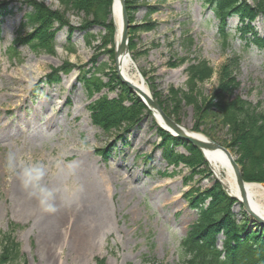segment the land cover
I'll list each match as a JSON object with an SVG mask.
<instances>
[{
    "label": "rangeland",
    "instance_id": "rangeland-1",
    "mask_svg": "<svg viewBox=\"0 0 264 264\" xmlns=\"http://www.w3.org/2000/svg\"><path fill=\"white\" fill-rule=\"evenodd\" d=\"M32 1L62 18L65 26L55 34L56 44H18L17 28ZM245 1L264 8V0ZM137 2L127 11L132 60L127 73L144 82L170 119L230 151L234 134L216 114L215 100L240 98L264 111V42L244 39L231 17L229 44L223 45L218 21L203 0ZM91 20L65 12L57 0H0V234L10 233L19 244L20 258L12 264H97L99 259L104 264H183L180 243L197 219L184 194L208 189L214 181L230 194L225 173L206 160L203 148L198 149L201 161L182 147H171L173 154L166 156L148 109L121 132L126 145L115 137L118 128L92 124L90 102L119 109L129 103L106 75L109 68L116 71L114 19L107 25L113 35ZM251 25L264 37V15ZM66 26L72 28L68 43ZM198 61L207 62L212 75L190 92L184 86L185 68ZM100 64L104 69L94 73ZM59 68L65 72L56 74ZM51 74L53 83L44 84ZM79 77L87 80L85 88ZM171 90L184 95L174 99ZM114 142L115 151L98 155ZM29 167L45 173L42 183L54 193L49 203L66 222L67 229L53 240L43 235L41 205L22 183ZM65 187L76 193L71 205L65 203ZM253 199L264 212V191ZM76 241L86 244L76 247Z\"/></svg>",
    "mask_w": 264,
    "mask_h": 264
},
{
    "label": "trees",
    "instance_id": "trees-1",
    "mask_svg": "<svg viewBox=\"0 0 264 264\" xmlns=\"http://www.w3.org/2000/svg\"><path fill=\"white\" fill-rule=\"evenodd\" d=\"M57 1L65 12L83 13L84 16L91 17V21L99 24L104 31L109 30L110 33L107 31V35H113L112 26H107L111 21V0ZM137 3V0H125L126 9L135 8ZM203 5L218 21L223 45L229 44L230 32L226 27L231 17L239 22L237 28L242 31L244 39L257 44L264 42V37L258 35L251 25L258 16L264 15V8L261 6H252L245 0H203ZM64 26L62 18L54 11L32 1L27 5L23 20L17 28L19 35L17 42L19 45L46 43V41L54 43L55 31ZM67 27L69 31L72 29L70 26ZM69 40L68 35L66 42L68 43ZM185 40L191 45L189 36H186ZM261 47H264V44ZM67 67L72 65L67 64ZM103 69L104 65L100 64L94 68V73ZM106 71V75L119 92L120 99L129 103V106L119 109L106 102H91L88 105L90 119L94 125L103 130L118 128L120 132L115 134V137L126 142L121 132L129 131L133 123L143 116L142 112L146 108L132 90L118 79L115 71L110 68ZM54 72L58 74L65 71L59 68ZM185 73L187 79L184 86L188 91L193 92L197 82L211 77L212 69L207 62L198 61L188 63ZM83 74L84 72L81 75ZM51 76L52 74L45 77L49 84L53 83ZM82 77L79 79L85 88L88 82ZM171 91L174 99H180V95H184L181 91ZM215 102L216 114L234 134L228 148L235 155L242 178L245 181L264 182V111L240 98L224 100L217 96ZM127 121L130 123L123 128ZM154 125L156 134L162 139L160 145L165 148L166 156L173 154L171 147L174 146L189 150L190 158L193 160H203L197 147ZM114 145L112 144L111 148H115ZM108 147L110 148V145L101 148L98 154L107 157L110 151L106 149ZM184 195L187 197L189 207L196 210L197 219L189 225L180 243V254L185 258L183 264H264V226L250 221L241 206H237L236 199L229 196L219 182L214 181L211 187L201 191L189 189ZM236 206L238 211L235 210ZM20 255L19 244L13 240L10 233L0 234V263L12 264L18 261ZM97 264H104V260L99 259Z\"/></svg>",
    "mask_w": 264,
    "mask_h": 264
},
{
    "label": "bare ground",
    "instance_id": "bare-ground-1",
    "mask_svg": "<svg viewBox=\"0 0 264 264\" xmlns=\"http://www.w3.org/2000/svg\"><path fill=\"white\" fill-rule=\"evenodd\" d=\"M113 14H114V18L116 21V26H117L116 33H117V39H118L120 35V30H121V21L119 17V4L117 0H114V3H113ZM131 64H132V60L129 55L122 54L117 58V66H118V69L121 75L124 78H126L128 81H130L134 86L139 88L141 91L149 94V91L146 89L144 82L141 79H138L137 77H132L127 73V70ZM181 128L183 129V131H185L189 135H192L193 137L206 140L200 134L191 133L185 130L183 127ZM204 153H205V157L207 158V161L211 163L212 166L216 170L224 171L225 176H226L225 178L226 186L228 187L230 193L233 196H238L239 195L238 188L235 184L234 175H233L232 168H231V165H230V162L227 156L219 149L205 150ZM244 188L249 196L252 208L264 216V212L262 211L260 206L256 203V201L253 199L254 195L258 194L261 191H264V185L245 182ZM50 204L52 208H54V211H48L46 210L45 207H42V206H40L39 211L43 219L42 223L44 224V226H42V233L45 237H49L51 240H53L55 239V234L58 235V231H63V230H66L67 228L65 227L66 222L62 221L63 216L61 215V212L57 209L56 205H53L52 203ZM74 227L75 226H71L70 228L72 229ZM80 244H86V243L82 241H76V247L77 245L79 246Z\"/></svg>",
    "mask_w": 264,
    "mask_h": 264
},
{
    "label": "water",
    "instance_id": "water-1",
    "mask_svg": "<svg viewBox=\"0 0 264 264\" xmlns=\"http://www.w3.org/2000/svg\"><path fill=\"white\" fill-rule=\"evenodd\" d=\"M120 8V18H121V35H120V40L117 44L116 50H115V58H118L119 55L121 54H127V35H128V19H127V14H126V9H125V0H117ZM117 73L119 78L126 82L128 86L136 92V94L140 97V99L149 107V109L152 111L153 115L163 122L173 133L181 138L186 139L187 141H190L193 143L195 146L207 150H215L219 149L221 150L229 159L232 172L234 175V180L235 184L238 188V196H234L238 203L241 205L242 209L245 211L247 216L251 221L257 222L260 225L264 226V216L260 214L259 212L255 211L250 203L249 196L247 192L245 191V182L243 181L242 175H241V170L239 165L235 162L233 156L229 152L228 149L219 146L218 144H215L211 141H205L202 139H199L197 137H193L192 135H189L183 129L175 123L172 119H170L160 108V106L157 104L156 101H154L149 95L145 94L143 91H141L139 88L134 86L130 81L125 80L119 73L118 71V66H117Z\"/></svg>",
    "mask_w": 264,
    "mask_h": 264
},
{
    "label": "clouds",
    "instance_id": "clouds-1",
    "mask_svg": "<svg viewBox=\"0 0 264 264\" xmlns=\"http://www.w3.org/2000/svg\"><path fill=\"white\" fill-rule=\"evenodd\" d=\"M44 175L45 173L38 168H25L22 173V183L29 197L36 198L46 210L54 211V208L49 203L54 193L48 190L42 183ZM75 195L76 193L71 187H65L64 196L66 204L71 205L74 202Z\"/></svg>",
    "mask_w": 264,
    "mask_h": 264
}]
</instances>
